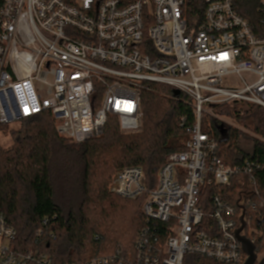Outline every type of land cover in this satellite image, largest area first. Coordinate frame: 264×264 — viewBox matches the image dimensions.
<instances>
[{
  "label": "built area",
  "instance_id": "2783aa9c",
  "mask_svg": "<svg viewBox=\"0 0 264 264\" xmlns=\"http://www.w3.org/2000/svg\"><path fill=\"white\" fill-rule=\"evenodd\" d=\"M0 1V126L49 113L61 136L83 144L101 135L110 119L125 133L138 132L144 83L178 90L195 116L185 151L167 157L154 187L141 167L117 169L111 180L114 196H147V223L168 225L158 247L145 230L128 264H183L192 254L243 264L246 255L234 230L242 225L244 207L241 235L253 243L263 237L255 226L261 216H247V209H264L254 177L264 162H221L212 121H222L215 114L222 106L264 109V38L251 31L232 0H205L200 20L188 17L184 0ZM235 178L249 182L238 201L242 207L213 196L215 228L203 229L202 188L227 187ZM17 235L0 213V264L51 263L45 254L18 252Z\"/></svg>",
  "mask_w": 264,
  "mask_h": 264
},
{
  "label": "trees",
  "instance_id": "16d2710c",
  "mask_svg": "<svg viewBox=\"0 0 264 264\" xmlns=\"http://www.w3.org/2000/svg\"><path fill=\"white\" fill-rule=\"evenodd\" d=\"M184 1L188 17L200 20L205 0ZM232 3L251 31L264 38V0ZM173 90L158 83L143 84L142 130L138 133L124 134L115 118L101 135L75 144L57 132L49 113L22 120L12 131L8 125L0 126V131L9 132L13 144L7 149L0 146V213L17 230L14 245L18 252L45 254L51 258L50 264H87L106 258H115L108 264H128L145 230H149L150 243L156 247L164 244L168 225L147 223L142 210L147 196L130 200L110 194L108 188L117 168L131 167H141L149 186L154 187L167 157L185 151L187 128L194 125L195 116L184 94L175 100L164 96H174ZM243 109L232 104L218 107L216 112L242 124L251 120L253 132L264 138V109ZM212 127L221 162L231 167L246 158L264 162L263 142L251 139L250 147L244 148V135L239 131L218 121H212ZM254 177L257 197L262 198L264 168ZM248 183L246 178H235L227 187L202 188L203 229L215 228L210 218L213 196L220 194L227 204L238 208ZM248 213L261 216L255 219V226L263 230V237L252 240L257 254L264 255V209L255 213L248 208ZM183 264L219 263L192 254L185 256Z\"/></svg>",
  "mask_w": 264,
  "mask_h": 264
},
{
  "label": "rangeland",
  "instance_id": "374dc122",
  "mask_svg": "<svg viewBox=\"0 0 264 264\" xmlns=\"http://www.w3.org/2000/svg\"><path fill=\"white\" fill-rule=\"evenodd\" d=\"M160 85H163V84H160ZM164 86H166V85H164ZM166 87H168V86H166ZM164 96H166L167 99H170V100L174 99L175 100L174 96H172V95L168 96V95L164 94ZM215 114H217L222 119L221 123H225L226 127H230L231 126L233 129L239 131L241 134L244 135V138L241 140L242 147L249 148L250 145H251V139H254V140H257V141H261V142L264 143V138L261 137L260 135L255 134L253 132V130H252L253 128L251 127L252 126L251 125V120H247V121L244 122V124H242V123H240V122H238V121H236V120H234L232 118H229V117H226V116H222L221 114L217 113L216 111H215ZM206 117L207 116L204 117V120L207 119ZM20 125H21L20 121L14 122V124H12L10 127H8V130L12 131L14 129H18L20 127ZM120 128H121V125H120ZM140 130H142V129H140ZM121 131H122V129H121ZM123 133L124 134H129V133H125V132H123ZM12 145H13L12 144V138H11L9 132L5 133V132L0 131V146H2L3 148L7 149V148H10ZM117 169H120V168H117ZM116 171H114V173ZM114 173H113V175H114ZM110 183H111V181H110ZM110 185H109L108 189H110ZM109 193H110V191H109Z\"/></svg>",
  "mask_w": 264,
  "mask_h": 264
},
{
  "label": "water",
  "instance_id": "95a60500",
  "mask_svg": "<svg viewBox=\"0 0 264 264\" xmlns=\"http://www.w3.org/2000/svg\"><path fill=\"white\" fill-rule=\"evenodd\" d=\"M173 94L175 97H179L181 95L178 90H173ZM248 193H250V192H248ZM239 207H242V206H239ZM242 208H243V214L239 218L242 225L239 229L234 230V235H236L238 241L241 244V248L243 249V252L246 255V259H245L243 264H264V260L258 259V254L256 252L255 245L251 241V239H248L247 237L241 235V232L245 228V225H246L245 221H243L244 207H242Z\"/></svg>",
  "mask_w": 264,
  "mask_h": 264
}]
</instances>
